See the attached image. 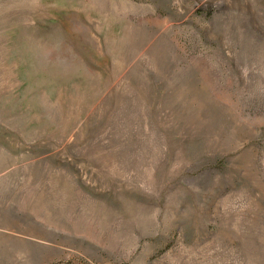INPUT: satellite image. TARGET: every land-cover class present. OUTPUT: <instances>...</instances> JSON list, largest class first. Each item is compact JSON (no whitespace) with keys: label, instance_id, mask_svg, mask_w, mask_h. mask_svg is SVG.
I'll use <instances>...</instances> for the list:
<instances>
[{"label":"rangeland","instance_id":"1","mask_svg":"<svg viewBox=\"0 0 264 264\" xmlns=\"http://www.w3.org/2000/svg\"><path fill=\"white\" fill-rule=\"evenodd\" d=\"M0 264H264V0H0Z\"/></svg>","mask_w":264,"mask_h":264}]
</instances>
